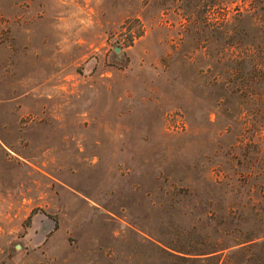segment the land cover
<instances>
[{
	"label": "rangeland",
	"instance_id": "rangeland-1",
	"mask_svg": "<svg viewBox=\"0 0 264 264\" xmlns=\"http://www.w3.org/2000/svg\"><path fill=\"white\" fill-rule=\"evenodd\" d=\"M249 2L0 0V264H244L209 251L255 226L264 117L212 24Z\"/></svg>",
	"mask_w": 264,
	"mask_h": 264
},
{
	"label": "trees",
	"instance_id": "trees-1",
	"mask_svg": "<svg viewBox=\"0 0 264 264\" xmlns=\"http://www.w3.org/2000/svg\"><path fill=\"white\" fill-rule=\"evenodd\" d=\"M249 7H244L230 17L229 22L223 17L220 22L215 21L213 31L215 39L217 37H225L229 39L232 44L228 48L233 51L238 48L235 53L231 52V67L227 75H225L226 84L228 85L227 92L231 94H240L245 97L252 105V108L247 109L250 114L258 115L260 118L264 117V41L262 43H254V36L257 38L260 35L264 36V19L262 24H258L263 14L260 6L263 0H249ZM261 10V13H260ZM244 21L248 20L251 25H243ZM225 20V21H224ZM250 21L252 22L250 23ZM255 24V25H254ZM255 40V39H254ZM238 78V79H237ZM264 129V124L260 125ZM242 182L247 187L242 199H233V204L227 210L229 216L240 217L242 221L252 219L255 221V226L246 231L242 237L237 235L233 238L230 244L217 245L209 253L232 246V244H244L246 256L244 264H250L252 259L251 250L253 247H264V161L260 165L259 172L253 176V170L250 167L243 175ZM258 183L256 184V180ZM258 192L261 200L254 202V191ZM243 201V204L240 202ZM237 238V239H236ZM236 239V240H235ZM234 242V243H233ZM166 262L179 263H195L202 260L186 259V257H178L175 254L164 250L162 251ZM206 262L212 261L211 264H220V256L211 254L205 258Z\"/></svg>",
	"mask_w": 264,
	"mask_h": 264
}]
</instances>
